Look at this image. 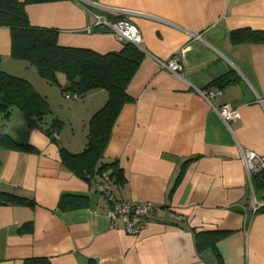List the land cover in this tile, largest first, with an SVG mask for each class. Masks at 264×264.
Instances as JSON below:
<instances>
[{"label":"crops","instance_id":"0c3cea01","mask_svg":"<svg viewBox=\"0 0 264 264\" xmlns=\"http://www.w3.org/2000/svg\"><path fill=\"white\" fill-rule=\"evenodd\" d=\"M25 11L32 26L57 30L59 45L100 54L127 41L95 26L93 14L138 29L144 58L103 151L124 181L103 186L118 201L150 203L153 210L136 235L120 220L111 227L101 182L78 177L60 158L61 148L83 151L107 91H89L64 108L62 93L50 88L67 115L61 117L43 89L51 84L12 58L10 31L0 27L1 69L43 92L51 110L38 121L13 108L5 122V132L31 148L0 145V264H264V211H251L238 151L264 158V42L230 40L235 30L264 33V0H61ZM145 52L160 60L179 52L185 78L161 70ZM207 86L221 90L216 105L239 110L230 127L194 91ZM53 118L63 122L54 141L47 134ZM4 194L25 202H5Z\"/></svg>","mask_w":264,"mask_h":264},{"label":"trees","instance_id":"16d2710c","mask_svg":"<svg viewBox=\"0 0 264 264\" xmlns=\"http://www.w3.org/2000/svg\"><path fill=\"white\" fill-rule=\"evenodd\" d=\"M54 1L61 0H0V27H6L10 31L12 58L33 66L41 78L51 85H56L62 92L75 93L83 97L92 90L107 91L106 103L90 118L87 142L83 151L70 153L61 148L60 158L66 168L86 181L95 180L102 185L108 182L121 184L124 181L122 169L116 160L104 162L103 151L117 115L123 105L131 101L126 88L143 60L144 53L130 42H126L120 51L106 54L59 45L57 30L32 26L25 11L28 4ZM230 40L235 44L264 42V33L235 30L230 33ZM59 74L64 75L66 85L59 82ZM223 79H217L212 84L220 85ZM226 81L228 82L229 79L227 78ZM13 108H17L28 118L38 121L51 114L46 98L39 95L27 80L6 73L0 68V145L9 149H30L29 145L17 142L5 132V122ZM61 128L62 122L53 118L47 130L53 141L54 132H59ZM188 161L190 159L186 162ZM182 171L183 169L178 175L176 184L182 176ZM104 175L107 176V180L103 179ZM251 181L256 197L264 199V196L258 195V191H264V169L254 174ZM4 195L5 202H9V199L25 202L21 198ZM260 211L264 209L258 212ZM25 228L27 227L21 230ZM215 239L216 237L214 241ZM214 241L210 243L213 246ZM198 243L202 244L199 240ZM42 264L46 263L42 262Z\"/></svg>","mask_w":264,"mask_h":264},{"label":"built area","instance_id":"2783aa9c","mask_svg":"<svg viewBox=\"0 0 264 264\" xmlns=\"http://www.w3.org/2000/svg\"><path fill=\"white\" fill-rule=\"evenodd\" d=\"M92 16L95 26L105 28L108 32L114 34L118 38L130 42L139 50L144 51L140 33L134 25L122 20L109 22L103 16L98 14H93ZM87 30L90 31V27ZM195 37L197 38L199 36L195 35ZM145 53L152 57L161 70L168 71L180 79L185 78L183 64L178 58L179 52H177L175 56L169 58L168 60H160L151 56L147 52ZM194 91L208 103L210 108L217 113L219 118L227 127H230V124L240 119V112L237 108L228 104L216 105L213 102V99L221 94L220 89L207 86L204 88H195ZM65 97L77 99L78 95L75 93H67L65 94ZM238 151L239 159L251 184V211L253 213H257L259 210L264 209V199H258L255 196L252 188L251 178L254 174L264 169V158L259 156L257 153L243 147H239ZM103 179L107 180V176L104 175ZM99 190L105 194L107 201L111 204V207L107 212L111 227L116 228L117 222L120 220L123 224V230L127 234H138L147 222V219L153 210L152 205L150 203L118 201L111 193L106 190L105 186L103 185L100 186Z\"/></svg>","mask_w":264,"mask_h":264},{"label":"rangeland","instance_id":"374dc122","mask_svg":"<svg viewBox=\"0 0 264 264\" xmlns=\"http://www.w3.org/2000/svg\"><path fill=\"white\" fill-rule=\"evenodd\" d=\"M17 60H19V59H17ZM0 68H1V64H0ZM2 70V69H1ZM36 72V71H35ZM12 75V74H11ZM16 76V75H15ZM19 77H21L20 75H19ZM23 78V77H22ZM62 78L64 79V76L62 75V74H60V75H58V79H59V82L61 83V82H63L64 83V81H62ZM44 85V84H43ZM50 88H52L51 90H55V92H61L62 93V95H63V97H60V99L62 100V104H61V106H60V100L57 98V96L58 95H56L55 94V92L53 91H50ZM43 89H46L50 94H51V96H52V99H51V101H52V105H53V109H54V112L56 111L61 117H67V115H65V114H63L62 113V111H59V109L57 108V106H60V107H63L64 106V104H66V103H64V102H68V103H74V102H81L82 100H83V98H79V99H77V100H74V99H69V98H67L66 99V97H65V94H67L66 92H62L61 91V89H57V86L56 85H48V87H46V85H45V87L43 86ZM57 90H59V91H57ZM38 93V92H37ZM42 93L43 92H40V94L39 95H41L42 96ZM59 95H60V93H58ZM61 96V95H60ZM64 108H65V106H64ZM0 116H1V114H0ZM56 119H58V118H56ZM58 120H60L61 122H62V120L61 119H58ZM63 123V122H62Z\"/></svg>","mask_w":264,"mask_h":264},{"label":"water","instance_id":"95a60500","mask_svg":"<svg viewBox=\"0 0 264 264\" xmlns=\"http://www.w3.org/2000/svg\"><path fill=\"white\" fill-rule=\"evenodd\" d=\"M82 1H87V0H82Z\"/></svg>","mask_w":264,"mask_h":264}]
</instances>
